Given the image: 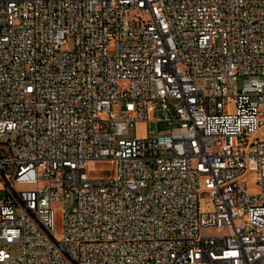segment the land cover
Wrapping results in <instances>:
<instances>
[{
	"label": "built area",
	"instance_id": "1",
	"mask_svg": "<svg viewBox=\"0 0 264 264\" xmlns=\"http://www.w3.org/2000/svg\"><path fill=\"white\" fill-rule=\"evenodd\" d=\"M263 130L264 0H0V264H264Z\"/></svg>",
	"mask_w": 264,
	"mask_h": 264
},
{
	"label": "rangeland",
	"instance_id": "2",
	"mask_svg": "<svg viewBox=\"0 0 264 264\" xmlns=\"http://www.w3.org/2000/svg\"><path fill=\"white\" fill-rule=\"evenodd\" d=\"M73 46V39L69 38L68 40L65 41V43L62 45V49H71ZM241 83V80H240ZM152 129H156V125L152 124L149 125V128ZM147 126L143 125V124H138L135 127H131L128 133L129 137H133L136 135H143L146 131H147ZM148 128V129H149ZM262 136L264 138V130L262 133ZM108 163L102 162L100 163L98 166H102L100 168H104L105 166H107ZM248 184L249 186L254 189L257 184L255 183V178H254V173L249 175V179H248ZM9 191L8 189H1L0 190V197H3L5 194H7ZM75 194L71 193V196L66 198L65 200V205L68 209H73L75 206ZM62 219H63V213H62V209L60 207H57L56 211H55V225H56V229H57V237H59L61 235V231H62ZM10 249L13 253L17 254L20 250V245L19 243L15 242L13 244L10 245Z\"/></svg>",
	"mask_w": 264,
	"mask_h": 264
}]
</instances>
